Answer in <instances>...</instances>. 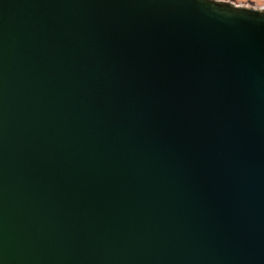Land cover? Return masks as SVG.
Here are the masks:
<instances>
[{
	"label": "water",
	"instance_id": "1",
	"mask_svg": "<svg viewBox=\"0 0 264 264\" xmlns=\"http://www.w3.org/2000/svg\"><path fill=\"white\" fill-rule=\"evenodd\" d=\"M0 264H264V7L0 0Z\"/></svg>",
	"mask_w": 264,
	"mask_h": 264
},
{
	"label": "rangeland",
	"instance_id": "2",
	"mask_svg": "<svg viewBox=\"0 0 264 264\" xmlns=\"http://www.w3.org/2000/svg\"><path fill=\"white\" fill-rule=\"evenodd\" d=\"M218 2H227L234 6H242L247 8L264 7V0H214Z\"/></svg>",
	"mask_w": 264,
	"mask_h": 264
}]
</instances>
